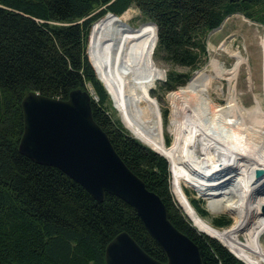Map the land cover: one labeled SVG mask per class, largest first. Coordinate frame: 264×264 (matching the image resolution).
<instances>
[{
	"label": "trees",
	"instance_id": "obj_1",
	"mask_svg": "<svg viewBox=\"0 0 264 264\" xmlns=\"http://www.w3.org/2000/svg\"><path fill=\"white\" fill-rule=\"evenodd\" d=\"M132 6L157 27L154 57L185 71L167 73L166 93L183 87L205 64L207 36L227 18L242 15L264 26V0H0V264H105L107 245L122 232L151 258L167 262L129 205L111 195L97 202L59 169L18 151L26 94L67 100L88 88L97 98L91 102L94 122L128 169L160 198L170 223L197 246L202 264H244L192 226L171 194L167 160L108 113V97L113 101L100 79L104 44L117 29L113 21ZM87 42L103 86L88 61ZM185 186L200 196L196 187ZM193 207L206 216L195 202ZM212 225L225 229L230 221L215 218Z\"/></svg>",
	"mask_w": 264,
	"mask_h": 264
},
{
	"label": "bare ground",
	"instance_id": "obj_2",
	"mask_svg": "<svg viewBox=\"0 0 264 264\" xmlns=\"http://www.w3.org/2000/svg\"><path fill=\"white\" fill-rule=\"evenodd\" d=\"M130 19L128 10L118 18L117 29L107 37L100 75L118 107L121 124L133 138L167 160L174 196L193 227L217 239L244 264H261L254 256L264 258L260 242L264 235V214L260 212L264 197L256 198L264 196V173L256 180L253 171L256 168L264 171V26L259 35L262 95L253 93L251 105L241 102L237 81L246 60L240 51L224 47L233 59L230 68L211 59L186 86L168 96L167 130L173 142L167 147L159 108L150 97L156 83L164 78L163 70L152 60L156 29L150 23L131 29ZM116 44L118 53L114 57L112 49ZM214 80L221 85L223 105L214 103L210 96ZM181 175L199 188L200 196L213 211L232 213L234 225L219 231L201 219L181 191ZM216 180L226 184L217 186L218 192L214 193L209 185ZM217 195L220 197L215 198ZM242 231H245L243 243L238 240Z\"/></svg>",
	"mask_w": 264,
	"mask_h": 264
},
{
	"label": "water",
	"instance_id": "obj_3",
	"mask_svg": "<svg viewBox=\"0 0 264 264\" xmlns=\"http://www.w3.org/2000/svg\"><path fill=\"white\" fill-rule=\"evenodd\" d=\"M104 16L118 17L111 13ZM147 23L156 29V47L157 27L151 21ZM221 26L210 32L207 40ZM117 50L116 44L112 49L114 57ZM86 54L88 58V47ZM88 61L101 83L89 58ZM163 74L160 81L166 79L164 71ZM133 82L138 84L139 81L133 79ZM92 100L97 98L84 90L71 92L67 100L48 98L34 92L26 94L20 104L23 134L18 144L19 153L37 164L59 169L97 202H102L106 195L122 200L135 211L167 258L166 263L154 260L127 233L122 232L107 245L105 264H202L197 246L170 223L160 198L128 169L107 135L94 122ZM263 173L262 169H254L253 179H260ZM260 212L264 214V205L260 206Z\"/></svg>",
	"mask_w": 264,
	"mask_h": 264
},
{
	"label": "rangeland",
	"instance_id": "obj_4",
	"mask_svg": "<svg viewBox=\"0 0 264 264\" xmlns=\"http://www.w3.org/2000/svg\"><path fill=\"white\" fill-rule=\"evenodd\" d=\"M128 10L130 11V15H131V19L128 21V26L131 29H138L142 25L147 24V22H150L147 18H145L141 14V12L137 8L132 6ZM117 20L113 21V23L116 26H118ZM107 21L112 22V19L110 17H108ZM93 25H92V27H93ZM92 27H91V30H92ZM261 28H262V26L247 20L242 15H234V16L227 18L224 21V23L222 24L221 28L218 31L214 32L209 37V39L207 40V54H208V56H207V59L205 61V64L201 68H199L198 70L192 72L189 76V79L186 81V83L184 85L186 86L187 83L195 76V74L197 72H200L203 69H205L206 66L209 64V61L211 59H215L221 63H224L227 68H230L231 64H233V59H231L224 51L225 48L230 47L234 51H240L241 55L246 60L245 64L243 65L244 68L241 69L239 77H238L237 93L241 95V102L243 104H245V105L253 104V102H252L253 93H258V94L262 95V92H263V87H262L263 57H262L261 47L259 45V35L261 33ZM89 36H90V34H89ZM88 41H89V37H88ZM87 47H88V42H87ZM154 50H155V48H154ZM103 59H104V56H103ZM103 59H102V64L104 62ZM152 60H153L154 64L156 65V67L163 70L166 75L168 72H171V71H174L177 73H184L185 72L181 68L171 67L170 65L166 64L162 60L155 58L154 52H153ZM103 69H104V64H103ZM209 70H210V68H209ZM248 79H249V81H248ZM163 82L164 81H158L156 83V85L154 86V88L150 92V97H151V99L156 101V104L159 108V111L161 114V119H162L163 126H164L165 145L168 147V146H171V144L173 142V138L167 130V126L169 123V114H170V106H169L170 103L168 101V96L172 93H176L177 91H179V89L183 88L184 85H183V87L180 86L177 89H175L174 91H170V92L166 93V92H163V90H162ZM220 86L221 85H220L219 81L214 80L213 81V90L214 91L210 92V96L212 97V100L217 105H223L224 104L223 96H222V93L220 91ZM88 91H90L92 93V90L90 88H88ZM224 91L226 93V89ZM106 107H107L108 113L111 116V118L115 121H118L121 124V122H120L121 117H120L118 107L115 104V102L111 103L109 101V97H108ZM206 123H207V121H206ZM131 135L132 134L130 133V136ZM169 167H170V165H169ZM214 175H215V173H213V177H214ZM223 179H226V178H223ZM171 181H172V178H171V171H170L171 194H172L173 199L176 202L177 206L179 207V205L176 201V198L174 196L173 190H172V182ZM186 182H188L191 186H193L191 182H189L183 175H181L180 176L181 191L184 195L186 194L187 197L186 196L185 197L187 198V200L189 201V203L191 204L193 209H194L193 202H195L206 213V216L202 217L194 209L195 212L201 218H203L204 221H206L209 225L213 226L212 220L215 218L225 217V218L229 219L230 225L228 226V228H225V229L219 228L218 229L219 231L227 230L234 225V217H233L232 213H230V212H228V213L227 212L217 213V212L213 211V209L210 207V205L207 203V200L204 197L198 196V194L196 193V191L193 188L185 186ZM225 184H223V182L220 180H216L213 183H211V185H209V187L212 188L211 192L216 193V192H218L217 188L222 186V185L225 186ZM197 189H198L199 194H200L199 188H197ZM219 197L220 196L217 195V197H215V198H219ZM262 197H264V196H256V198H262ZM181 211H182V209H181ZM247 222H249V219L247 220ZM192 226H194V225L192 224ZM215 229H217V228H215ZM244 237H245V231H242L238 234V240L241 243H243ZM260 242L263 245L261 247H262L263 252H264V235L261 236ZM254 257H256V259L260 260L261 264H264V258H261L259 256H254Z\"/></svg>",
	"mask_w": 264,
	"mask_h": 264
},
{
	"label": "flooded vegetation",
	"instance_id": "obj_5",
	"mask_svg": "<svg viewBox=\"0 0 264 264\" xmlns=\"http://www.w3.org/2000/svg\"><path fill=\"white\" fill-rule=\"evenodd\" d=\"M216 241H218V240H216ZM219 242V241H218ZM220 243V242H219ZM221 244V243H220ZM222 245V244H221ZM223 246V245H222ZM226 248V247H225ZM229 251V250H228ZM230 252V251H229ZM231 253V252H230ZM232 254V253H231Z\"/></svg>",
	"mask_w": 264,
	"mask_h": 264
}]
</instances>
